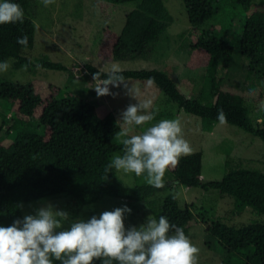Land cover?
Returning <instances> with one entry per match:
<instances>
[{
  "label": "trees",
  "instance_id": "16d2710c",
  "mask_svg": "<svg viewBox=\"0 0 264 264\" xmlns=\"http://www.w3.org/2000/svg\"><path fill=\"white\" fill-rule=\"evenodd\" d=\"M130 1H138V5L126 14L114 41V60L149 59L171 21L163 0H93L100 9L105 3ZM182 1L191 28L199 32L192 47L207 55L198 94L185 96L170 76L157 69L121 70L122 75L125 80L152 82L180 109L201 118L203 129L211 122H220L217 115L222 109L227 124L264 141V111L258 117H250L244 97L223 88L236 49L247 59V76H254L257 71L264 76V10L259 9L264 0ZM35 32V23L27 15L23 23L0 25V62L13 59L15 68L69 70L61 63L22 55L33 48ZM24 35L28 37L26 48L17 43V38ZM85 69L92 77L96 72L105 73L92 65ZM49 89L57 96L42 100L33 87L27 89L23 83L0 77V114L5 117L15 111L22 119L18 129L8 134V145H3L0 137V226L22 218V203L43 197L65 194L83 206L110 196L145 203L153 218L166 216L187 235L193 210L189 205L179 207L172 192L174 185L215 189L222 197L232 199L235 214L249 207L257 216L264 215L262 171L231 167L220 180L206 181L202 178L199 151L182 156L177 166L168 168L162 188L147 184L143 175L137 177L134 173L135 185H122L115 169L107 174L104 169L114 153L122 152V142L130 135H124L111 111L99 117L93 104L60 88L50 85ZM35 104L41 108L38 115L29 112ZM206 225L225 250L219 264H264V219L235 226L217 218Z\"/></svg>",
  "mask_w": 264,
  "mask_h": 264
},
{
  "label": "rangeland",
  "instance_id": "374dc122",
  "mask_svg": "<svg viewBox=\"0 0 264 264\" xmlns=\"http://www.w3.org/2000/svg\"><path fill=\"white\" fill-rule=\"evenodd\" d=\"M12 2L20 4L24 15L31 17L36 26L34 46L22 55L32 60L46 59L61 63L69 70H25V67L15 68L14 60L9 59L11 67L7 72H0L1 78L23 83L27 89L33 87L42 100L57 96L54 90L49 89L50 85L65 90L69 95L93 104L99 117L111 111L123 132L126 131L130 136L142 134L160 120H179L183 138L189 142L192 153L199 151L202 154L201 173L206 181L220 180L231 167L259 169L264 173L263 140L227 123L211 122L203 129L201 118L180 109L150 81L125 80L128 88L138 90L136 98L127 94L123 84L119 88L109 86L113 93H119L115 98L111 95L98 97L96 94V82L86 71V65L95 66L104 72H108L113 65L120 70L157 69L170 76L185 96L195 97L198 94L207 55L192 47L199 32L191 28L182 0H163L171 21L153 54L146 60H114L111 57V48L124 25L125 16L137 7L138 1L114 5L105 3L102 9L93 0H55V3L47 7L41 0ZM259 9L264 10V5ZM223 88L244 97L250 117H258L264 111L261 107L264 104V76L261 71H257L254 76H247V59L237 49L233 53L230 72ZM138 103L150 104L147 111L152 113L153 119L139 126H122L120 113L129 104ZM1 107L0 112H3ZM40 110L35 104L29 112L38 115ZM21 123V116L15 111L6 113L5 117L0 114V137L3 145L11 142L8 134H13ZM117 154L122 155L123 152L114 153L112 157ZM117 175L122 185H135L133 173H124L121 170L117 171ZM172 192L179 207H192L194 218L186 236L199 249L196 264H219L225 255V250L217 239L207 231L206 223L210 224L219 218L227 225L239 226L264 219V215L257 216L249 207L242 213L235 214L232 211V199L228 196L222 197L215 189L203 190L174 185ZM165 194L166 192L159 194V197ZM47 203L69 213V220L64 223L65 228L76 218L87 220L92 215L98 216L103 211H111L124 205L132 209L131 213L125 215L126 228L139 227L151 215L148 206L143 202L104 196L95 203L82 206L72 197L58 194L22 203V218L27 214H34L36 208Z\"/></svg>",
  "mask_w": 264,
  "mask_h": 264
},
{
  "label": "clouds",
  "instance_id": "9594fccd",
  "mask_svg": "<svg viewBox=\"0 0 264 264\" xmlns=\"http://www.w3.org/2000/svg\"><path fill=\"white\" fill-rule=\"evenodd\" d=\"M45 7L55 0H41ZM24 10L12 0H0V25L23 23ZM17 43L27 47L26 35ZM10 60L0 62V72H7ZM25 70L27 66H24ZM39 67V66H38ZM106 75V79H101ZM98 97L111 95L109 86L121 84L127 94L136 98L138 90L128 88L121 70L116 66L105 73L93 74ZM149 103L129 104L120 113L122 126L143 125L153 119L147 109ZM264 108V104L261 105ZM217 119L226 123L222 109ZM127 136V132L124 133ZM122 155H114L105 166V173L112 169L144 176L147 184L164 187L168 168L175 167L182 156L192 153L188 141L183 138L179 120H160L142 134L123 140ZM22 206V205H21ZM132 209L127 205L103 211L89 219H74L68 227L66 210L47 203L35 209L34 214L17 218L8 226H0V264H196L199 249L185 235L183 228L170 223L166 216L157 220L149 215L139 227L126 228L124 220Z\"/></svg>",
  "mask_w": 264,
  "mask_h": 264
}]
</instances>
